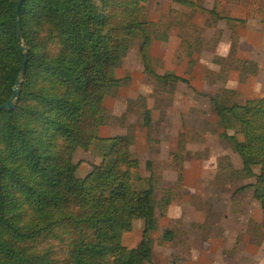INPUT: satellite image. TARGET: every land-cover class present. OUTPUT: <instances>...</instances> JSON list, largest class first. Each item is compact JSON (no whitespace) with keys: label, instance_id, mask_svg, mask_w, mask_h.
Returning <instances> with one entry per match:
<instances>
[{"label":"trees","instance_id":"obj_1","mask_svg":"<svg viewBox=\"0 0 264 264\" xmlns=\"http://www.w3.org/2000/svg\"><path fill=\"white\" fill-rule=\"evenodd\" d=\"M20 1L0 0V106L13 96L24 62L21 46L29 48L20 102L14 111L0 112V264H156V246L176 245L179 235L168 228L154 238L162 232L158 209L176 198L172 189H162L157 164L148 161L141 173V161L131 152L136 128L151 131L153 114L144 99L142 123L116 119L127 135L101 137V130L110 119L107 99L130 82L118 71L136 46L144 73L168 94L179 83L190 86L174 73L159 74L151 67L154 41H167L169 35H159L163 24L142 21L147 19L143 5L162 0H25L19 17ZM167 1L189 8L192 16L199 6ZM174 13L169 11L167 22ZM223 20L218 14L216 22ZM227 63L242 81L257 74L253 63L237 59L235 50ZM238 95L225 90L211 97L214 126L240 157L241 180L251 182L235 194L254 190L262 210L254 236L262 246L264 98L243 101ZM78 150L101 160L84 179L77 176ZM173 158L182 170L195 156ZM219 162L216 183L225 186L234 165L228 156ZM139 221L144 222L139 245L125 246V235Z\"/></svg>","mask_w":264,"mask_h":264},{"label":"crops","instance_id":"obj_2","mask_svg":"<svg viewBox=\"0 0 264 264\" xmlns=\"http://www.w3.org/2000/svg\"><path fill=\"white\" fill-rule=\"evenodd\" d=\"M189 1L199 5L196 6L195 11L197 12L193 17L189 8L179 7L169 2L171 7L167 9V15L171 9L175 11L170 21L176 22L177 16L183 17V21L179 20V24L167 22V35H169L167 72L184 78L190 86L179 83L175 93L168 94L164 91L155 96V85H152L151 78L144 74L143 65L139 62L136 68L132 64L126 65L128 63H125L120 70L119 77L131 78V82L119 90L114 99L118 104L117 113L104 127L112 129L114 133L118 126L123 127L126 133L122 132L127 135V127L119 124L116 119L123 120L124 123L128 122L132 119L131 112L135 106L138 107L140 119L139 100L144 101V99L154 119L161 117V122L158 124L154 120L151 131L145 127L136 128L137 141L131 151L141 161V173L146 171L148 161L155 162L157 164L155 175L162 180V189H172L175 201L169 206L159 208H166L171 216V220H167V229L169 226H175L177 221L182 222L186 228L190 226V222L184 219L185 212L177 217V211L193 210L197 208V204H200L199 212H204V208L207 211L209 207L205 204L212 201L209 199V193L215 191L216 194L230 195L232 187L243 184L239 176V171L243 167L242 161L239 163L234 158L226 135L214 126L217 119L211 104V97L221 95L223 91L228 90L239 94L238 97L243 101L264 98V0ZM202 7L208 10L202 12ZM218 14L225 20L216 22ZM183 49L188 50L185 56L181 53ZM233 50L236 51L238 60L249 61L255 65L256 75L242 81L241 73L233 70L227 63ZM191 59L194 64L191 63ZM179 115L180 125L168 124V121ZM209 116L211 117L210 125L208 123L200 128L202 121ZM157 129L162 133V142L153 137ZM107 136L111 137V135ZM101 137L105 136L101 135ZM198 148L207 151L205 152L206 157L198 158L202 159L200 162L191 159L183 164L182 170H167L170 165L169 161H172L170 156L172 153L193 156L192 153L197 152ZM225 156L230 157L236 176L231 173L229 182L223 186L222 183H216V178L219 175V161ZM159 160L165 161L164 165L167 166L163 168ZM181 177L183 180L180 182ZM187 180H194V182H187ZM186 183L192 190L186 188ZM158 193H160V198L157 199L160 200L162 193ZM253 196L254 190L252 189L232 194V199L237 201L238 211L246 216V223L249 227H241L238 232L231 231L230 233L222 223L219 224L225 234L222 241L227 239L228 243L221 245L222 241L213 239V254L211 251L205 252L209 257L208 261L212 264H229L230 259L240 264L239 260L252 257L254 251L247 249L246 244L253 245L260 251L264 248V243L262 246L256 244L254 236L259 224L262 223V210ZM200 224L202 226V223ZM198 230L199 228L192 227L191 231L187 229L179 231L178 234L185 240L194 241L199 246L203 241L204 232L203 229L201 232ZM213 234L215 230L212 231ZM209 240L212 239L209 238ZM240 251L245 253V257H236ZM195 260V264H207V261Z\"/></svg>","mask_w":264,"mask_h":264},{"label":"rangeland","instance_id":"obj_3","mask_svg":"<svg viewBox=\"0 0 264 264\" xmlns=\"http://www.w3.org/2000/svg\"><path fill=\"white\" fill-rule=\"evenodd\" d=\"M167 0H162L160 2L153 1L150 4L143 5V8L146 12L147 19L142 20L148 23H152L155 21L156 24L160 23L163 24L161 27L158 26V32L159 35L162 36L164 33L167 34V9H169L170 4ZM193 17V16H192ZM172 23H177L170 21ZM179 24V23H177ZM167 41H163L160 39H156L152 45L151 48V55H152V64L151 67L153 70L159 74L167 72ZM183 56L188 54L187 49H183L182 52ZM125 63H128L126 65L132 64L136 68L138 67V46L134 50H132L129 53V56ZM125 65V64H124ZM121 70V69H120ZM120 70L118 71V74H120ZM145 74V73H144ZM147 75V74H146ZM149 78H151L149 75H147ZM124 77H127V75ZM123 78V77H122ZM131 79V78H130ZM152 82L151 84L155 85V96H158L160 93H163L166 91V88L159 87L156 82L151 78ZM131 82V80H130ZM129 82V83H130ZM129 85V84H128ZM177 89V88H176ZM176 92V90H175ZM167 93V92H166ZM115 98H108L107 100V106L109 110V123L111 122V119H113L116 115V109L118 107V104L116 103ZM140 108L143 110V101L139 100ZM132 119H129L128 121H132L133 123L137 124L139 122L142 123V116L140 115L139 119V110L138 107H134L132 110ZM138 117V118H137ZM154 119V117H153ZM211 117L209 116L206 120L202 121L201 127L205 126L210 122ZM155 120V119H154ZM208 121V122H207ZM155 122L158 124L161 122V117H157ZM180 122V115L176 116V118L171 119V121H168V124L174 123L179 124ZM210 125V123H209ZM126 129V128H125ZM127 130V129H126ZM126 131L123 129V127L118 126L116 128V133L112 132V129H108L107 127L102 129L101 135L105 137H109L107 135L112 136H118V135H124ZM162 133L157 129L154 133V138L159 139L161 142L163 141V138L161 137ZM132 152V151H131ZM205 152H207L203 148H198V151L195 153H192L195 156V160L200 162L202 159H198V156L201 154L202 157L205 156ZM233 153V152H232ZM174 154L178 153H172L171 159L172 161H169L170 165L167 167V170H179L178 165H176L175 159L173 158ZM135 157H137L136 154H133ZM179 155V154H178ZM235 159L238 160L239 163H241V159L237 154H232ZM163 156V155H162ZM77 161L81 162V166L79 168V171L77 173V176L79 179H84L86 175H88L92 171V165H98L101 160L99 158H95L94 156L90 154L84 153L82 150H78L76 152ZM159 164L165 168L166 166L165 161L162 162L159 160ZM235 163L237 161L235 160ZM231 173H234L236 176V172L233 170ZM183 180V177L180 178V182ZM241 180V179H240ZM191 181L192 183L194 180H187ZM241 185H235L232 187L233 190H231L230 195L229 194H222L217 193L215 191L209 193V199H211V202H208L205 204V206H208L209 209L204 212L200 211V204H197V208H194L193 210L188 211H177L176 216L182 215V212H185L184 219H187L190 223V226L186 228L183 226L182 222L177 221L175 226H169V229H172L179 233V231H185L188 229V231H191V228H199L198 232H201L203 229L204 237L203 241L200 242L201 245L197 246L196 243L193 241H190V239H186L183 237H178V244L172 246L169 245H157L154 250V256L156 259V264H195L197 261H207V264H212L211 261H208L209 257L206 256L205 252L211 251V254H213V239L216 241H222L223 237L225 236L223 230L221 227H219V224L222 223L224 225V228H228L229 232H238L241 227L248 228L249 225L246 223V216L241 214L237 209V201L236 199H232V194L240 188L242 185L247 184L249 182L242 181ZM231 184V183H230ZM232 185V184H231ZM186 188L190 189L186 183ZM192 190V189H190ZM249 193V192H248ZM247 193V194H248ZM230 196V197H229ZM220 197V198H218ZM156 198H160V193L156 194ZM238 199V198H237ZM169 211L166 208L159 209L158 210V216L161 218L162 221V232L160 235L153 234L154 238L158 239L161 237L163 232L167 229V220H171V216H169ZM201 217V218H200ZM202 223V226L201 224ZM218 224V225H217ZM226 225H228L226 227ZM216 226V227H215ZM215 228V229H214ZM215 230V234L212 235V231ZM144 231V222L139 221L135 225V231L132 234L125 235L124 237V245L130 248L137 247L142 239ZM179 235V234H178ZM249 236V235H248ZM212 237V238H211ZM212 239V240H209ZM193 239V237H192ZM242 240V239H241ZM210 241V242H209ZM159 243V242H158ZM226 241L220 242V244H226ZM239 246V245H238ZM264 246V244H263ZM247 249L253 250V256L250 258H245L243 260H239L240 264H264V248L260 250L255 249L253 245H245ZM242 256L245 257V253L243 251H240L238 254H236V257ZM248 256V255H247ZM249 257V256H248ZM212 258V257H211ZM214 260V259H213ZM215 261V260H214ZM229 264L233 263L236 264V261H232V259L228 260Z\"/></svg>","mask_w":264,"mask_h":264},{"label":"water","instance_id":"obj_4","mask_svg":"<svg viewBox=\"0 0 264 264\" xmlns=\"http://www.w3.org/2000/svg\"><path fill=\"white\" fill-rule=\"evenodd\" d=\"M25 0H21L18 4L17 7V15L20 17V12H21V8L22 5L24 3ZM17 34H18V39L21 42L22 41V36H23V30H22V24H21V19L18 18V22H17ZM21 51L23 52L24 55V62L21 66V70L17 79V83L14 87V92H13V96L11 97V99L7 102V104H5L4 106H0V112L3 111H14L15 108L17 107V105L20 102V98H21V91H22V85H23V80L25 77V73H26V67H27V63H28V55H29V48L26 45H22L21 46Z\"/></svg>","mask_w":264,"mask_h":264}]
</instances>
